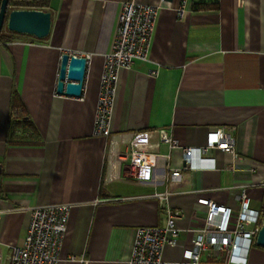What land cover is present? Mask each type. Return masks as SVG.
<instances>
[{
    "label": "crops",
    "instance_id": "crops-1",
    "mask_svg": "<svg viewBox=\"0 0 264 264\" xmlns=\"http://www.w3.org/2000/svg\"><path fill=\"white\" fill-rule=\"evenodd\" d=\"M130 1L157 6L162 0H45L38 10L51 15L48 36L5 32L8 41L0 42V264L23 246L30 210L58 203L72 209L57 264H127L136 230L164 224L154 197L163 192L181 213L178 247L162 252L169 264L182 261L192 239L185 230L203 223L198 197L224 205L233 218L244 191L264 222V0H163L149 61L118 71L109 134L95 137L104 55L122 4ZM64 53L91 55L79 98L55 93ZM14 95L38 141L8 138ZM22 128L15 127V136L32 133ZM219 128L233 138L234 154L202 152ZM161 129L192 149L187 170L170 180L169 169L183 166L182 153L159 143L150 180L132 178L118 156L135 133H150L153 145ZM202 260L223 264L222 255ZM230 263L264 264V248L242 241Z\"/></svg>",
    "mask_w": 264,
    "mask_h": 264
},
{
    "label": "built area",
    "instance_id": "built-area-1",
    "mask_svg": "<svg viewBox=\"0 0 264 264\" xmlns=\"http://www.w3.org/2000/svg\"><path fill=\"white\" fill-rule=\"evenodd\" d=\"M162 5H165L163 0L157 6L142 5L134 1L122 4L111 50L104 55L93 122L95 137H107L109 134L118 71L129 69L135 61H149L150 42L158 10ZM183 13V7L175 10L178 18H181ZM83 58L87 63L91 55H85ZM156 134L158 143L152 145L149 142L150 133H135L129 141L128 149L118 158L128 164L132 178L149 181L156 159L152 149L159 143L166 144L169 150L180 149L183 166L168 171L169 179L178 181L181 171L187 170L191 162L192 149L180 147L166 130H158ZM209 149L234 154L235 142L227 131L215 129L202 152ZM169 194L163 192L154 196L164 215V224L157 227H140L136 230L127 264H169L162 261V252L165 248L178 247L180 230L176 222L181 217L178 210L168 206ZM236 200L239 209L232 218L231 211L224 205L217 204L207 197L197 198V203L205 208V217L200 227L185 230L192 239L182 248V261L178 264H205L202 257L210 254L216 257L222 255L223 264H231V255L238 249L240 242H255L263 222L259 221L258 212L249 208L244 191ZM71 209L72 205L63 203L31 209L23 246L12 249L7 258L8 264H57Z\"/></svg>",
    "mask_w": 264,
    "mask_h": 264
},
{
    "label": "water",
    "instance_id": "water-1",
    "mask_svg": "<svg viewBox=\"0 0 264 264\" xmlns=\"http://www.w3.org/2000/svg\"><path fill=\"white\" fill-rule=\"evenodd\" d=\"M9 0L0 2V30L6 26L11 33L33 36L43 39L48 36L51 27V15L41 10L8 11ZM86 59L64 53L60 56V64L56 77L55 93L67 97L79 98L86 70ZM255 243L264 248V222L257 234Z\"/></svg>",
    "mask_w": 264,
    "mask_h": 264
},
{
    "label": "trees",
    "instance_id": "trees-1",
    "mask_svg": "<svg viewBox=\"0 0 264 264\" xmlns=\"http://www.w3.org/2000/svg\"><path fill=\"white\" fill-rule=\"evenodd\" d=\"M46 6L45 0H9L8 7L9 10H38L39 8H43ZM206 6L203 5H194L192 7L193 10H199V9H204ZM10 33L7 31L6 27L2 28L0 30V42L5 43L8 41V36L6 33ZM12 113L10 115V118L14 120L15 122H12V128L15 129L18 125L23 127V131H32L27 135H21L15 136L14 134V129H11L10 134H9V139H15L19 138L22 140L26 141H38V135L33 132V126L32 124L28 121L26 112L23 108V105L20 101V99L14 95L12 98Z\"/></svg>",
    "mask_w": 264,
    "mask_h": 264
},
{
    "label": "rangeland",
    "instance_id": "rangeland-1",
    "mask_svg": "<svg viewBox=\"0 0 264 264\" xmlns=\"http://www.w3.org/2000/svg\"><path fill=\"white\" fill-rule=\"evenodd\" d=\"M8 10H9V8H8ZM10 11V10H9ZM6 26L4 25V28H5Z\"/></svg>",
    "mask_w": 264,
    "mask_h": 264
}]
</instances>
